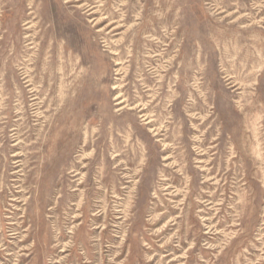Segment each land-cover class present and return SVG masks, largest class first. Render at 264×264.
I'll return each instance as SVG.
<instances>
[{
	"label": "rangeland",
	"instance_id": "374dc122",
	"mask_svg": "<svg viewBox=\"0 0 264 264\" xmlns=\"http://www.w3.org/2000/svg\"><path fill=\"white\" fill-rule=\"evenodd\" d=\"M0 264H264V0H0Z\"/></svg>",
	"mask_w": 264,
	"mask_h": 264
},
{
	"label": "bare ground",
	"instance_id": "6f19581e",
	"mask_svg": "<svg viewBox=\"0 0 264 264\" xmlns=\"http://www.w3.org/2000/svg\"><path fill=\"white\" fill-rule=\"evenodd\" d=\"M52 9L55 8L53 7ZM54 19V24L49 29V32H53L54 34V44L55 46H58L59 50H61L64 58L66 59L67 65L72 66L73 68H78V63H73L74 65H72L70 62H73L76 57L80 56L81 53L79 31L77 29L79 26L72 19V17H69L65 23L60 21V14L58 17L54 16ZM52 62L53 61L51 60V63ZM64 76L68 78L69 75L65 73Z\"/></svg>",
	"mask_w": 264,
	"mask_h": 264
}]
</instances>
